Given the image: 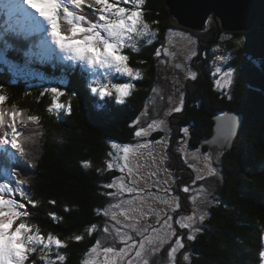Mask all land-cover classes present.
I'll list each match as a JSON object with an SVG mask.
<instances>
[{
	"label": "snow or ice",
	"instance_id": "snow-or-ice-1",
	"mask_svg": "<svg viewBox=\"0 0 264 264\" xmlns=\"http://www.w3.org/2000/svg\"><path fill=\"white\" fill-rule=\"evenodd\" d=\"M145 4L146 0H4L6 20L0 34L4 45L0 61L10 64L9 40L14 39L20 47L31 44L38 49L41 62L63 66L66 72L78 70V86L71 90L68 99H63L68 96L65 81L43 88L40 96L49 97L46 111L57 118L62 113L71 114V98L80 92L81 99L87 98L104 109L103 113L93 110L94 118L104 123L110 115V102L124 104L136 87L134 81L143 78L142 69L130 66L125 49L138 52L141 44L151 45L159 38L160 30L153 25L160 22L145 19ZM213 19L207 16L205 23ZM261 30L264 32V21ZM173 31L170 27L166 29L165 40L156 49L155 56L161 64L171 61L172 67L183 69L184 79L196 80L198 73L191 69L190 62L199 53L190 47L184 62L176 63L177 53L171 50L173 41L169 39ZM180 35L188 36L195 43L190 34L181 32ZM240 43L238 40L237 44ZM228 59L225 54L214 56L211 75L221 98L231 100L238 69L228 64ZM250 64L264 76V52L252 58ZM115 74L124 82L114 83ZM176 83L174 78V87ZM152 91L157 93L158 89ZM176 92L175 103L173 96L168 97L169 107L164 117L183 111L185 93L178 87ZM7 100L0 85V161L10 169L0 178L3 179L0 182V264H37V261L65 264L67 255L62 249L68 247V242L83 241L85 234L91 237L97 231L115 243L104 246V241L97 238L88 250L97 259L85 260L83 264H161V260L154 259L157 256H162L164 264H190L192 253L187 250L188 242L195 241L197 234L203 232L205 219L210 215L208 206L219 203L212 188L202 182L218 177L215 165L228 150L242 114L218 117L222 121L218 127L224 132L215 139L220 152L214 157L211 152L199 153L188 148L187 126L180 129L182 136L173 149L171 128L165 118H150L142 123V118L149 117L146 106L129 125L134 129L135 142L109 140L106 159L96 168L101 175L107 171L118 173L100 184V194L106 200L95 212L103 219L88 225L82 234L61 239L52 233H43L39 225L31 222L33 213L29 208H36L39 201L32 198L27 188L29 181L20 178L17 171L19 162L26 159V147L20 139L23 130L30 123L39 125L40 117L29 115L15 105L6 107ZM157 131L163 135L151 138ZM170 149H173L171 153ZM176 156L193 173L188 180L177 174L184 169L171 166ZM141 159L144 163H140ZM82 163L84 167H91L90 161ZM144 168L150 170L145 173ZM48 215L54 221L62 219L55 212ZM259 257L264 261V250Z\"/></svg>",
	"mask_w": 264,
	"mask_h": 264
},
{
	"label": "trees",
	"instance_id": "trees-1",
	"mask_svg": "<svg viewBox=\"0 0 264 264\" xmlns=\"http://www.w3.org/2000/svg\"><path fill=\"white\" fill-rule=\"evenodd\" d=\"M255 1L257 17L253 27L246 31L226 30L215 20L207 27L206 37L197 44L205 53L202 55L201 50L198 55L202 58V65L198 69L197 79L189 81L195 84L194 90H191L192 96L184 97L182 112L173 113L180 135L182 127L187 126L192 130L190 148L198 152L202 150L199 153L210 150L217 154L220 152L217 146L203 143V137L213 132L216 110L228 108L244 114V123L233 148L224 151L216 163L221 173L216 177L219 185L215 186L212 182L214 188L210 186L209 181L215 177L202 182L212 188L219 203L208 206L210 215L205 219L203 232L197 234L195 241L188 242L187 250L192 253L190 264L260 262L259 253L264 244V76L252 67L247 58H258L264 52V32L261 30L264 0ZM144 8L147 21L160 22L153 25L160 30L159 38L151 45L141 44L138 52L125 49L130 57V66L142 69L143 78L134 81L136 87L124 104L110 102V115L105 117L104 123L93 116V110L103 113L104 109H99L87 98L81 99L80 92L71 98V114L62 113L60 118L49 114L46 111L49 97H41L40 93L51 84L39 81L40 75L35 76L39 83L32 80H17L16 83L6 70L9 65L0 61V85L8 97L6 104L11 103L29 115L40 117L39 125H27V131L29 128L30 134H33L29 140L31 149L26 150L28 157L25 168H19L18 173L20 178L29 181L27 188L32 198L39 201L36 208H29L33 213L30 220L39 225L45 234L52 233L65 239L84 233L88 225L103 219L95 212L96 207L106 200L100 194V184L118 173L107 171L101 175L96 168L106 159L109 140L135 142L134 129L129 125L140 116L146 103L152 99L153 88H157L159 68L162 66L155 51L164 42L166 29L170 27L176 34L179 30H189L175 21L168 0H146ZM172 40H176L179 46L185 41L178 35H173ZM238 40L241 41L239 45ZM189 44L186 41V47ZM217 46L231 53L229 64L238 69L231 89V100L221 98V93L214 87L211 72L217 54L214 47ZM241 69L243 72L239 71ZM67 73L69 76L63 71L60 74L61 77L66 76L64 81L69 83L64 88L68 96L63 99L71 96V90L78 86L77 81L80 80L79 71ZM118 77L119 74L113 76L114 83L124 82ZM60 86L63 88V84ZM161 133L155 132L152 138L159 137ZM176 135L171 138L173 149L178 139ZM176 157L183 166V161ZM86 161L91 162V167L83 166L82 162ZM171 166L174 168L172 161ZM177 174L188 180L193 173L186 170ZM52 200L56 203H49ZM65 208L70 210L65 211ZM50 212H55L62 219L52 220L48 215ZM97 238L105 237L97 231L91 237L85 234L83 241L70 240L68 247L62 249L67 255L65 264H83L85 260L93 259L95 255H89L88 250ZM163 256L166 257V253ZM154 259L164 264L162 256Z\"/></svg>",
	"mask_w": 264,
	"mask_h": 264
},
{
	"label": "rangeland",
	"instance_id": "rangeland-1",
	"mask_svg": "<svg viewBox=\"0 0 264 264\" xmlns=\"http://www.w3.org/2000/svg\"><path fill=\"white\" fill-rule=\"evenodd\" d=\"M0 2H3L4 3V0H0ZM213 20L217 21L216 19H213ZM217 22H219V21H217ZM210 23H209V25H210ZM219 24H220V22H219ZM187 28H189V27H187ZM206 29H207V27L204 30L189 28V30H187V31H185V30H179V31H177V34L176 33L171 34V36L169 38L171 40H172L173 35H178L183 40H185L183 42V45L181 44L180 46L177 44V41L176 40H172L173 41V47H172L171 50H173V51H175L177 53V58H176V61H175L176 63L181 62V60L184 62V58L187 55V52H188V50H189L190 47L191 48H194L195 50H197V52L199 54H200L201 50L203 52L202 55L205 53V51L203 50V48L202 47H198L197 44H199V41H201L203 39V37H206V33H205ZM241 31H246V30H241ZM181 32L186 33V34H190L191 37L194 39L195 43H193L192 41H190L188 39V36H186V35L185 36H181L180 35ZM186 41L188 42V44L190 43L189 46H187V47H186ZM217 47L219 48V51H216ZM217 47H214V51L217 53L216 55H221V54L228 55L229 56V59L227 60V63L229 64V60H230L231 53L230 52L229 53L224 52V49L223 48H221L219 46H217ZM198 55L195 56L191 60V62H190L191 69L194 70V71H196L197 73H198V69H200L201 68V65H202L201 64L202 58L201 57H198ZM253 57L254 56H252V57L249 56L247 58H249L251 60ZM172 63L173 62L170 61L168 64H161L162 68L161 67L159 68L160 76H159V79L157 81V88H156V89H158V92L157 93H153V96L151 97L152 99L150 98L151 100L146 103L145 107L147 106V108H148L149 117L148 118H142V123H147L148 122V119H150V118H156V119L165 118L167 120V122H168V126L171 128V138H172V136H174L176 134H177L176 135V138H180L182 135H180L178 133V125H177L178 122H177L176 119H174L173 113L171 115L167 116V117H164V113L167 111V109L169 107L168 97L171 95L174 98V97H176L178 95V93L176 92V88L177 87L180 88L181 90H183V92L185 93V99L187 97H191L192 96L191 90H194L195 84L194 83H189L190 79H187V80L184 79L183 69H175L174 67H172ZM11 75L12 76H15L13 73H11ZM51 77H52V79H55L54 76H51ZM162 78H163V80H162ZM174 78H176V80H177V83H176L175 87L173 85ZM23 79H27V77H24V76H22L19 73V80H23ZM31 80H35L36 81V78H33ZM164 80L166 81V83L163 84V81ZM57 81H60V77L57 78ZM187 83H189V86L187 85ZM161 96H163L164 99H161L160 98ZM5 106L6 107H9V106H12V104L9 103V104H6ZM31 124L32 123H30L28 125L30 126ZM28 130L29 131H28L26 137H24L25 140H30L28 138L33 135V134L32 135L30 134L31 131H30L29 128H28ZM191 132H192V130L190 128L189 129V137L187 138V146H188V148L190 150H193V148H190L189 147L190 135L192 134ZM161 135H163V134L161 133ZM156 151H158V146L156 148ZM200 151H202V150H200ZM208 152H210V150L209 151L202 152V153H208ZM211 153L213 154L214 157L217 154L215 151H213ZM145 156H146V153H145ZM176 158H178V157H175L174 158L175 160L174 159L172 160L173 165H174V168H180V169L182 168V169H184L183 171H186L187 169L185 168V166L184 165L181 166L180 163L176 160ZM140 163H144V160L141 159ZM215 166H216V168L218 170V174L221 175L219 165L216 164ZM149 170L150 169H148V168L142 169V171H144L145 173L147 171H149ZM187 171H190V170H187ZM215 178L211 179L210 181L208 180L209 182H211V185L210 186L213 187V188H214V186L212 185V182H214L215 186H218L219 185L218 178H216L217 180H215ZM101 240L104 241V246L112 245V244L115 243L114 241L111 240V238H106L105 237V238H102ZM93 259H96V256H94Z\"/></svg>",
	"mask_w": 264,
	"mask_h": 264
},
{
	"label": "water",
	"instance_id": "water-1",
	"mask_svg": "<svg viewBox=\"0 0 264 264\" xmlns=\"http://www.w3.org/2000/svg\"><path fill=\"white\" fill-rule=\"evenodd\" d=\"M168 6L178 24L200 30H204L209 26V23H205L207 16H213L226 30L249 29L253 27L257 17L255 0H168ZM223 114H242L241 122L228 148L232 149L243 126L244 114L228 108L216 110L213 117V132L211 135L203 137V143L217 146L215 139L224 132L222 127H218L222 123V121H218V117H221Z\"/></svg>",
	"mask_w": 264,
	"mask_h": 264
},
{
	"label": "clouds",
	"instance_id": "clouds-1",
	"mask_svg": "<svg viewBox=\"0 0 264 264\" xmlns=\"http://www.w3.org/2000/svg\"><path fill=\"white\" fill-rule=\"evenodd\" d=\"M98 108L100 109V107H98ZM102 109H103V108H102ZM243 123H244V122H243ZM26 128H27V127H26ZM25 130H26V132H28L27 129H25ZM26 135H27V133H26ZM259 261L261 262L260 258H259ZM260 262H259V263H260Z\"/></svg>",
	"mask_w": 264,
	"mask_h": 264
},
{
	"label": "bare ground",
	"instance_id": "bare-ground-1",
	"mask_svg": "<svg viewBox=\"0 0 264 264\" xmlns=\"http://www.w3.org/2000/svg\"><path fill=\"white\" fill-rule=\"evenodd\" d=\"M257 7V6H256Z\"/></svg>",
	"mask_w": 264,
	"mask_h": 264
}]
</instances>
